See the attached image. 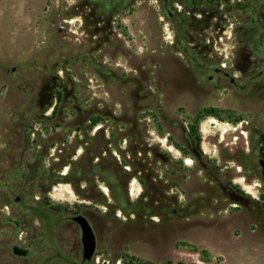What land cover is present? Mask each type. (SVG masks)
Listing matches in <instances>:
<instances>
[{"label": "rangeland", "instance_id": "374dc122", "mask_svg": "<svg viewBox=\"0 0 264 264\" xmlns=\"http://www.w3.org/2000/svg\"><path fill=\"white\" fill-rule=\"evenodd\" d=\"M94 1L0 0V264H81L76 214L97 239L84 264H264V180L251 155L264 75L252 89H215L173 47L158 0L122 3L110 31L97 28ZM234 14L224 10L208 55L230 76ZM28 243L27 257L12 253Z\"/></svg>", "mask_w": 264, "mask_h": 264}, {"label": "flooded vegetation", "instance_id": "af4514ba", "mask_svg": "<svg viewBox=\"0 0 264 264\" xmlns=\"http://www.w3.org/2000/svg\"><path fill=\"white\" fill-rule=\"evenodd\" d=\"M127 1L108 0V2H101L95 0L92 13L96 16L97 24H102L97 28L102 31H110L113 12L117 11L118 7ZM231 1L232 3L230 0H158V3L171 20L174 29L173 47L186 59L188 70L194 77L199 80L204 79L206 71H210L207 74V79L215 89L226 88V85L229 88L238 85L239 88L248 90L257 86L258 79L264 75V69L261 68V64L264 63V0ZM176 6L186 11L183 17L179 12H176ZM224 10L235 13L236 26L232 33L235 41L233 68L239 72V75L230 76L224 66L223 68L218 67L216 62L208 59V55L213 50L210 41L218 38L219 33L223 30ZM241 10L247 11L246 16L239 13ZM211 29L215 30V33L212 34ZM227 78L229 81L225 83ZM46 87L44 86L42 89ZM259 139L264 141V136L259 134L256 137L252 144L251 155L256 159L259 165V175L264 180L260 166L261 161H264V147L258 144ZM183 143L195 158V154L201 157L199 146L190 134L184 133ZM197 161L199 162V160ZM203 165L207 169V164L203 163ZM146 178H149V174H146ZM214 180L221 190L223 191L225 188L236 199V202L240 203L239 200H245L243 196L249 197L227 182L222 183L216 177ZM109 186L114 198L120 197L116 184L109 183ZM252 203L253 200L245 206ZM26 247L30 249L31 243L26 244ZM81 251L82 247L80 248V257ZM86 262L79 261L81 264Z\"/></svg>", "mask_w": 264, "mask_h": 264}, {"label": "water", "instance_id": "95a60500", "mask_svg": "<svg viewBox=\"0 0 264 264\" xmlns=\"http://www.w3.org/2000/svg\"><path fill=\"white\" fill-rule=\"evenodd\" d=\"M196 158L199 160V163L202 167H204L203 162L201 160V157L197 154ZM261 175L264 178V161H261ZM223 193L227 195L232 200L236 201L235 198H233L226 190L223 188ZM245 200H239L240 204L245 206L248 202L251 201V199L247 196H243ZM70 219L75 222V224L79 228L80 233V241H81V257L80 261H89L95 254L96 248H97V239L94 233V230L92 229L88 219L83 214H76L73 216H70ZM29 247H24L19 244H14L12 246V253L19 257H27L29 255Z\"/></svg>", "mask_w": 264, "mask_h": 264}, {"label": "trees", "instance_id": "16d2710c", "mask_svg": "<svg viewBox=\"0 0 264 264\" xmlns=\"http://www.w3.org/2000/svg\"><path fill=\"white\" fill-rule=\"evenodd\" d=\"M101 2H108V0H100ZM114 13V12H113ZM206 112H208V113H210V112H213V109H211V108H209V109H207L206 110ZM249 159H251L250 157H249ZM70 175H71V172H69V173H67V175H59V176H57V178H55L51 183H56V182H59V180H62V179H69L70 178ZM115 200L122 206L123 205V202H122V200H121V198L120 197H118V198H115ZM125 207H123V209H124ZM165 264H184L183 262H181V261H179V262H177V263H172V262H170V261H167Z\"/></svg>", "mask_w": 264, "mask_h": 264}, {"label": "bare ground", "instance_id": "6f19581e", "mask_svg": "<svg viewBox=\"0 0 264 264\" xmlns=\"http://www.w3.org/2000/svg\"><path fill=\"white\" fill-rule=\"evenodd\" d=\"M211 124H212V126H214V125L217 124V123H216V121L213 120V121L211 122ZM219 125H220V124H219ZM228 126H229V125H228ZM222 132H223L222 134H225V133L227 132V129L224 130V131H222ZM188 163L191 164V160H188Z\"/></svg>", "mask_w": 264, "mask_h": 264}]
</instances>
